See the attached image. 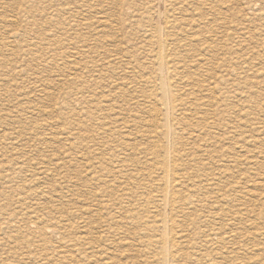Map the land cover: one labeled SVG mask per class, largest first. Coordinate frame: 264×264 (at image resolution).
Listing matches in <instances>:
<instances>
[{"label":"rangeland","instance_id":"obj_1","mask_svg":"<svg viewBox=\"0 0 264 264\" xmlns=\"http://www.w3.org/2000/svg\"><path fill=\"white\" fill-rule=\"evenodd\" d=\"M64 1L71 4L80 3V0H64ZM142 1L143 0L134 1L137 4L136 6L139 7L136 8L135 5L133 7H135L134 8L135 10L138 9L139 11L138 10L136 11H138L139 13H141L145 8V5L143 3L144 1L143 2ZM215 1L216 2L212 1L213 2L212 5L210 3L211 6L214 5L216 6L215 12L217 11L219 15H222L224 13V16L223 15L221 17L219 16L218 19L219 30L217 35L218 34L219 35L217 36L215 43L217 44V46H215V48H212L213 51L214 50L215 51L211 52L213 54L214 53L216 54L217 60L216 59L212 60L210 57V56H214L215 54L214 55L211 54L209 52V49H201V47L197 43L194 46H191L193 47V49L190 47L191 52L188 50L189 48H187L186 52L190 58L192 57V59H199V57L201 56L207 59V55L208 58L210 57L209 63L210 65L212 64V66L207 65L206 67H204L202 73L205 74V70L207 69H208L207 71L210 73L214 72L212 74H214L216 79L213 84L218 88V93H217L218 95L216 96L219 97L220 99L219 100L220 108L224 109V111L228 109L230 110V108H232L235 114L234 120H236L237 123L239 122L238 125L236 122H234L233 119L230 120L231 122L233 121L234 123V132H235V134L234 133H230V134L232 135V137L234 136L235 138L233 141L232 140L230 141V139L229 140L225 139V141L222 142L223 144L222 147L226 149L227 146L229 147L230 145L232 146L233 143L235 144L234 167L233 164L230 163L231 161L227 160V158L230 155L228 151L225 152L224 150L222 153L220 154L218 153L216 155L217 157L214 155L215 156L214 158L220 160L218 163L216 162L214 164V167L217 168L220 165H222V167L228 166L230 171H233L232 173L234 174L233 175L234 178L229 177V179L228 178L226 179L227 177L226 176L225 179L219 180L220 182L217 181L219 185L213 184L214 186L212 185L209 186L208 188L206 187L205 189L207 190L202 188L199 191H197L196 189L192 188L191 183H188V185L184 187V191L182 189L183 193L185 194V199L180 201L178 205L179 207L178 216L180 217L178 218L177 221L178 222L177 229L179 232L183 231L184 232L183 234H185L186 238L189 240L186 243V247L183 249V252L185 253L183 262L184 264H190V261L194 259L202 258L201 260H203L204 258L206 259L207 257L208 260L207 264H217V263L218 264H238V263L255 264L257 262H259L260 264H264V251H263L264 250L263 248L264 247L263 246L264 245V212H263L264 211L263 209L264 180L261 178V175L264 176V149H263L264 148V144H263L264 143V137H263L264 135V121H263L264 120V92H263L264 91V75H263L264 74V55H263L264 54L263 51L264 24H262L264 23V0H250V1L249 0H242V1L215 0ZM89 3L90 4H88L86 7H82V8L75 7L74 10H73V6L71 5L66 7L67 10L66 12H64L65 14L63 15V19L65 20L68 27H71L73 31V32L71 31V28L68 30V34H66L67 39L72 38L71 33H75L76 29L78 32L79 26H80L79 33H83L85 35H87V33H89L88 35L92 34L90 28H88L89 29L88 32L87 26L93 24V22L98 17L101 16V13L103 14L111 13L115 9L121 7L122 1L104 0L103 3L97 4L96 0H89ZM203 3H207V2H203ZM58 4H59L58 0H29L28 6H32L33 9L31 11H23L16 5L15 0H0V19H1L0 20V264H75V260L73 257L72 240L75 238L76 232H78V230H76L75 228L74 214L72 212L74 207L73 183L75 177H77L78 175L80 176L81 179L84 178V169H83L84 167L82 164L74 166L71 162L68 161L69 159H71L72 156V148H70L71 147L70 144L72 143V141L69 140L71 143L67 145L68 144L67 142L64 141L63 143V141L61 142V140H59L58 138L61 137L58 134V130L60 128H69L70 123L66 122L67 124L65 123L66 125L64 127V124L62 123V120L60 118L61 114L59 112V109H56L58 104L61 103V99L59 97L60 92L58 86L60 77H59V73L55 70V68L56 66H59V64L62 65L64 63H67V61L69 64V62L72 61L71 58L73 57V52H74L73 49L72 50L68 49L65 57H61V58L58 57V53H59L58 39L61 38L60 36L64 35L62 30L59 29L60 18L59 16L57 17L58 8H59ZM219 7L221 8L220 10H222L223 12L217 10L219 9ZM86 8L89 10V12L88 10H86ZM160 10L162 11V7L160 8ZM204 10H205L204 13L206 15L205 19L206 20L210 19L211 16L209 14L211 13V11L208 8H204ZM232 15L234 16L232 17ZM82 20H84L85 22ZM86 22H87V26L85 27V25L83 24ZM245 22L247 23V25ZM226 23H228V25ZM74 24L76 25L74 26ZM76 26L78 27L76 28ZM248 27L250 30L248 29ZM225 29L227 30L225 31ZM241 29H243L244 31H242ZM232 31H234L235 33H233ZM250 31L251 33H249ZM12 33L17 35L16 39L10 38L11 37L10 34ZM138 33L140 34L137 35L139 36L137 37V41L138 40L142 41L143 34L141 30H139ZM230 34L231 36H229ZM226 40L229 42H227ZM239 43H240V47L238 46ZM258 43L261 45L259 46ZM243 44H246L245 48ZM93 46H95L94 43ZM113 47L114 45H112L111 47L106 46L104 42L99 44V46H96L95 47L96 49L94 48L95 52L94 54H92V59H93L92 62L96 64L97 63L103 64V66H106V64L107 66H109L111 63V66L114 67L118 66L116 72L119 71L122 66H127L126 63L130 61L131 57L128 56L125 48L123 47L124 50L122 49V51L120 52L116 50L115 47L113 49ZM228 49H230V51ZM240 49H242L243 52H240L242 51ZM233 50L234 52H232ZM195 51L197 52L195 53ZM201 52L204 55H202ZM218 54L219 56H217ZM93 55L96 57H94ZM137 58H138V60L136 59L137 64L134 62L135 64L134 66H137V68H135L136 70L134 71L136 72L133 75L134 76L136 75L135 79L136 80L138 79L137 81H139L140 83V81L144 80L148 75L147 70L145 72V69L148 68L147 66H150V62L149 59H147V57L145 56H142V54H140V56L138 55ZM231 59L233 60L231 61ZM213 61H215L216 63H214ZM232 63L235 64L234 73L230 75L226 73V71L229 68H231L230 66H232ZM241 63L243 64L242 66ZM119 66L121 67L119 68ZM138 66H141L142 70L140 67V71H139ZM70 67L71 65H68V73H70L69 71ZM256 67L257 68L260 67V68L257 69ZM143 71L144 73L142 74ZM119 72H121L122 74L121 73L119 74ZM119 72L117 73V78L121 79L125 74L121 70ZM137 72L139 75L137 74ZM141 75L142 77H140ZM247 76H249V78H247ZM128 78L130 77L129 76L127 77L125 75L123 79H128ZM120 81L121 80H119V82ZM147 84L148 83L146 84L144 83L141 88L144 94H147V90L149 89ZM202 95L203 93H201L199 96L202 97ZM48 96H50L51 100L46 99ZM145 101H146L145 104L152 102L151 99L150 100L145 99ZM249 105H251L250 106L251 108L248 107ZM26 107L29 108L24 109ZM68 107L65 108L66 112L70 110V107L69 108ZM235 110H237V112ZM142 111L144 112L145 108L143 109L141 105V107L140 106L138 107L139 114H143ZM246 114H248V116ZM252 114L253 116H251ZM244 115H245V122H244V118H242L244 117ZM103 118H106V115ZM224 119L229 120L227 116H225ZM241 119H242V123L240 122ZM254 119H256L257 121ZM58 121H61V123H59ZM260 125H262L263 127ZM254 128L255 130H253ZM143 130H148V128L145 129L143 128ZM51 135H54V137ZM240 135L242 136L240 137ZM50 136L52 138H50ZM143 136L147 138L149 135L143 134ZM62 138L63 137H61L60 139ZM145 138H140L142 140L141 144L142 143L144 144L146 142L144 141ZM43 139H45L44 140L46 141L45 143ZM56 139L57 141H55ZM237 140H238L237 143L238 144L240 143V145H236ZM245 145L248 149L245 147ZM243 149L244 150L246 149L244 151L245 153L243 152ZM193 151L195 152V150ZM61 153H65L68 155L71 153L66 160H63L66 164L63 165L62 168H60L58 166V163H56L58 162L57 159L59 160L60 158H62V156L59 155ZM251 154L257 157L255 158ZM258 156L262 158H259ZM141 157L142 159L140 160V162H142L144 165L145 160L143 158V155H141ZM238 157L240 159H237ZM249 158L252 159L253 161L252 160L250 161ZM262 159L263 161H260ZM256 161L258 163H256ZM226 162L229 165H225ZM210 164H211L210 165L211 168L213 166L212 161ZM200 171L201 170H199V172ZM60 178L61 179L64 178V179L61 180ZM241 180L244 182H242ZM86 182L91 187H94L90 182L88 181ZM240 184L241 185L244 184V185L241 186ZM237 186H239L238 189L236 188ZM244 186H246L248 189ZM256 186L257 187L260 186V187L257 188ZM240 187H242L243 189H241ZM251 187H253V190H251L252 189ZM256 189L257 190L259 189L258 191L261 193H259ZM94 190L96 191L97 189ZM125 193L127 195H125L124 197L127 196L126 198L129 199L131 198L133 200L137 199L136 201H138L139 203L137 208L138 214L137 216H135L136 219H134V223H133L132 218L135 217H131V215L127 214L125 215L126 219L123 218L122 221L121 220L118 221V223L120 222L119 224L117 223V221H115L111 223L112 225L110 224L111 226L108 224L106 225V222H104L105 224L103 225L102 224L103 222H101L100 220L99 225H93L95 227L94 229L95 232L100 231L99 232L101 234L100 236H102L101 243H103L101 244V246L103 247V249H105L103 253H101V255L99 256L100 258L98 257V260L99 261L101 260L100 264H120V263L124 264L125 262L133 259L135 260L138 259L140 264H150V263L156 264L155 262L157 260L156 255L158 254L157 245L152 240L154 239L152 235L156 236V234L154 233L148 235V233L144 228L147 223L151 225L150 223H152L153 221V219L151 218L154 216L155 213L154 211V206L156 204L154 201L155 198L152 199L150 197L146 198L145 197L146 195H144V193H143L144 196L141 195L138 197V194L140 195V193H137L136 191H134L133 194L128 192ZM136 193H137V198H136ZM132 195L135 198H132ZM238 196L240 198L242 196L243 197L239 199ZM245 196H249L250 197V198L248 197L249 199L256 202L254 203ZM208 197L210 200L208 199ZM197 199H198V203L196 204ZM234 199L236 200L238 199V200L236 201ZM101 200H102V204L107 203V197H102ZM136 201L134 203H136ZM221 203L223 205H221ZM141 205L143 207H141ZM256 205H258V207H256ZM143 208H145L146 210ZM232 208L233 210H231ZM103 210L104 209H102V213L105 215L102 214V216H104L102 219L108 217L106 216L107 215L106 209L104 210L105 212ZM221 210L224 212H221ZM142 211L144 212L142 213ZM201 211L203 213H201ZM233 212H234L235 220H230L229 216L233 214ZM189 213H190V217H189ZM210 213L212 215H210ZM208 219L210 222L208 221ZM248 219L250 220L248 221ZM59 220L62 222H60ZM123 223L124 225H122ZM112 226L116 228H113ZM198 226H200L199 229ZM101 229L104 230L102 231ZM224 230L226 231L224 232ZM213 232L217 233L216 236H214L213 238L208 237V235L210 233L213 234ZM143 235L144 237L145 236L146 237L143 238L142 237ZM231 235L232 238H230ZM100 236L97 234H92V239L100 240L101 238ZM257 237L260 238L256 239ZM148 238L152 240V243L148 244L147 247L148 242L146 243V241ZM133 240L134 241L136 240L138 243H140L139 246L142 244L139 247L141 253L140 252L136 253L132 251L133 248L130 247V244L133 243L134 245V243H136V241L133 242ZM193 242L194 243L196 242L195 243L196 245ZM239 245L242 247H240ZM215 246L217 247L215 248ZM149 250L153 253H151ZM142 255H144L145 257ZM240 258L241 261L239 260ZM261 259H263L262 260L263 262L261 261Z\"/></svg>","mask_w":264,"mask_h":264},{"label":"bare ground","instance_id":"obj_2","mask_svg":"<svg viewBox=\"0 0 264 264\" xmlns=\"http://www.w3.org/2000/svg\"><path fill=\"white\" fill-rule=\"evenodd\" d=\"M28 1L29 0H15V3L23 11H31L33 7L28 6ZM121 1H122L121 7H119L118 9H115L111 13H104V14L101 13V16L99 15L100 17H98L97 19L95 18L96 20L94 22L92 21L93 24H90L89 26H87V22L83 24L85 25V27L87 26V29L90 28L92 34L88 35L89 33H87V35H85L83 33H79L80 26L79 27L76 26V28L78 27V32L76 29L75 33H71L72 38L67 39L66 34H68V30L71 27H68L65 20L63 19V15L65 14L64 12H66L67 10L66 7L71 5L73 6V10H74L75 7L77 8L86 7L90 3H89V0H80L79 4H74V3L71 4V3L65 2L64 0H58L59 8H58L57 17L59 16L60 18L59 29L62 30L64 34L63 35L64 37L60 36L61 38L58 39V52H59L58 57L59 58L65 57L68 49H71V50L73 49L74 51L73 57L71 58L72 59L71 62L73 63L69 62L68 64V61H67V63H64L62 65L59 64V66H56L55 68V70L59 73V77H60L58 86H59V92H60L59 97L61 99V103L58 104L56 109H59V112L61 114L60 118L62 120V123L64 124V127L67 123H70L69 128H60L58 130V134L61 137H63L62 139H60L61 137H58V138L59 140H61V142L63 141V143L64 141L67 142L68 143L67 145L71 143L69 140L72 141V143L70 144L71 145L70 148H72V156H71V159H69L68 161L71 162L74 166L82 164L84 167L83 168L84 178L81 179L80 176L78 175L77 177H75L74 183H73L74 184V194H73L74 195V203H73L74 207H73L72 212L74 214L75 228L76 230H78V232H76L75 238L72 240L73 241V257L75 260V264H100L101 260L99 261L98 257L101 255V253H103L105 249H103V247L101 246V244L103 243H101L102 236H100L101 235L99 233L100 231L95 232L94 231L95 227L93 225H99L100 220L101 222H103L102 223L103 225L105 224L104 222H106V225L107 224L110 225L111 223L115 221H117L118 223V221L120 220L122 221L123 218L126 219L125 215L127 214L131 215V217L137 216L138 214L137 208L139 204L138 201H136L137 199L133 200L131 198L130 199L126 198L127 196L124 197L125 195H127L125 192L133 194V192L136 191L137 193H140V195L138 194V197L143 195L144 193V195H146L145 196L146 198L147 197H150L151 199L155 198L154 200L156 203L154 206L155 213H154V216L151 218L153 219V221L152 223H150L151 225L147 223L148 225L146 224L144 228L146 232L148 233V235L149 234L151 235L154 233L156 234V236L152 235V237L154 238L152 240L156 243L157 252H158V254L156 255L157 256L156 258L157 260L155 261L156 264H184L183 259H184L185 253L183 252V249L186 247V243L189 240L186 238L185 234H183L184 233L183 231L179 232L177 229V225H178L177 221H178V218L180 217L178 216V209H179L178 205L180 201L185 199V194L183 193L184 187H186L188 183H191L192 188L199 191L200 189L202 188L205 189L206 187L208 188L209 186H212L213 184L219 185L218 184V182H220L219 180L225 179L226 176H227L226 179L227 178L229 179V177L234 178L233 176L234 174L232 173L233 171H230L228 166L222 167V165H220L217 168L214 167V164L220 161L214 157L218 153L219 154L222 153L224 150L225 152L228 151L230 154L228 157L229 159L227 157L226 158L227 160L231 161L230 163L233 164V167H234V164H235L234 163L235 162L234 161V152H235L234 145L235 144L232 142L233 143V144L231 143L232 146L231 145L229 147L227 146V149H226L222 147L223 145L222 142L225 141V139H228V140L230 139V141L231 140L233 141L235 138L234 136L232 137V135L230 134V133L235 134L234 123L233 121L232 122L230 121L232 119L234 120L235 114L232 108H230V110L228 109L225 111L224 109L220 108V105H219L220 99L219 97L216 96L218 95L217 94L218 88L217 86L213 84L216 79L214 74H212L214 72L210 73L207 71L208 70L207 69L205 70V74L202 73V70L204 69V67H206L207 65H210L209 58L211 57L212 60L216 59V54L214 53L215 54L214 55L211 52H214L215 50L213 51L212 48H215V46H217V44L215 43H216L217 36L219 35V34L217 35L218 30H219L218 19H219V16L220 17L222 15L224 16V13L222 15H219L217 11L215 12L216 6L215 5L211 6L213 2H216L215 0H143L144 2L143 1L142 2L144 3L145 8L142 12L140 11L141 13L138 12L139 11L138 9H136L138 10L136 11L134 9L135 7H133L134 5L135 6L137 5L136 2H134L137 0H121ZM138 1H141V0H138ZM202 1L207 2L209 4L203 3ZM96 2L97 4H101L104 2V0H96ZM137 7L139 6H136V8ZM161 7H162V11L160 10ZM220 7L217 10H220L221 9ZM204 8H208L211 11V13L209 14L211 16V18L209 17L210 19H207V20L205 19L206 15L204 11L206 9L204 10ZM86 10L88 9L86 8ZM261 15H262V12H261ZM233 16L234 15H232V17ZM80 24H77V25H80ZM226 24L228 25V23ZM75 25L76 24H74V26ZM139 30H141L143 34L142 41L140 40L137 41V37H139L137 35L140 34L138 33ZM226 30L227 29H225V31ZM241 30L244 31L243 29ZM71 31H72V28H71ZM239 31H240V28H239ZM88 32H89V29H88ZM232 32L235 33L234 31ZM14 33L10 34L11 37L10 36L9 37L12 39H16L17 35ZM249 33H251V31ZM208 34L210 38L208 37ZM229 36H231V34ZM100 42L101 43L104 42L106 46H110V47L114 45L116 50L120 52L122 51L123 47L125 48L126 53L128 54V56L131 57V59L130 61L126 63L127 66H122V67L119 66V68L121 67L120 70L127 77L129 76L130 78L123 79L125 76L124 75L123 78H121L122 77L121 76L120 77L121 79H118L117 73L120 70L116 72V70L118 69L117 68L118 66L117 67L111 66V63L109 66H107V64L106 66H103V64H99V63L96 64L92 62L93 61L92 54H94L95 52L94 48L96 46H99V44H101ZM93 43L95 46H93ZM196 43L201 47V49H209V52L213 54L214 56H210L208 58V55L206 54L207 59L203 58V56L199 57V59H192V57L190 58L186 50L187 48H189L188 50L191 52L190 47L194 46ZM243 45L245 48L246 44H243ZM260 45L261 44H259V46ZM238 46L240 47V43ZM191 48L193 49V47ZM228 50L230 51V49ZM197 51H195V53ZM232 52H234V50ZM240 52H243V50ZM140 54H142V56H145L147 57V59H149L150 66H147L148 68L145 69V72L147 70V73H148L147 77L144 80L140 81L139 83V81H137L138 79L137 80L135 79L136 75L134 76L133 74L136 72L134 71L136 70L135 68H137V66H134L135 65L134 62L137 64V60H138L137 56L138 55L140 56ZM217 56H219V54ZM232 60L233 59H231V61ZM213 62L216 63L215 61ZM242 63H241V66L243 65ZM68 65H71L70 70H69L70 73H68ZM234 65L235 64L232 63V66H230L231 68H229L228 70L226 69L227 70L226 73L230 75L233 74ZM210 66H212V64ZM140 67L141 66H138L139 71H140ZM141 70H142V67H141ZM120 73L121 72H119V74ZM143 73L144 71L142 72V74ZM140 77H142V75ZM247 78H249V76H247ZM119 80L121 81L119 82ZM144 83L145 84L148 83L147 85L149 89L147 90V94H144L141 89ZM256 92H259V91H256ZM201 93H203L202 97L199 96ZM46 99L49 100L50 96H48ZM145 99H149V100L151 99L152 102L145 104L146 102ZM141 105L143 109L145 108V111L144 112L142 111L143 114H139L138 112V107L139 106L141 107ZM68 106L70 107V110L68 109L69 111L66 112L65 108ZM250 106L251 105H249L248 107ZM28 108L29 107H26L24 109H28ZM235 111L237 112V110ZM105 115H106V118H103ZM246 115L248 116V114ZM225 116H227L229 120H225L224 119ZM251 116H253V114ZM242 118H244V122H245V115ZM58 122L61 123V121H58ZM234 122H236V120H234ZM240 122L242 123V119L240 120ZM143 128L144 129L148 128V130H143ZM253 130H255V128ZM143 134L144 135L148 134L149 136L145 138ZM51 136L54 137V135H51ZM51 136L50 138H52ZM241 136L242 135H240V137ZM240 137H237V138H240ZM140 138H145L144 141L146 142L144 144L143 143L141 144L142 140ZM57 139L55 141H57ZM44 140L45 139H43V141ZM45 142L46 141H44V143ZM237 142L238 140L236 141V143ZM236 145H240V143L239 144L237 143ZM193 150H195V152ZM245 150L243 149V152ZM59 155H61L62 158H60L59 160L57 159L58 162L56 163H58V166L62 168L63 165L66 164L63 160H66L69 157V155L65 153H61ZM141 155H143V158L145 160L144 162L146 164V165L144 164L145 166L143 165L142 162H140V160L142 159ZM253 157L256 158L257 156H253ZM258 157L262 158L260 156ZM237 159H240V158L238 157ZM251 160L252 159H250V161ZM211 161H212L213 166L210 168ZM260 161H263V159ZM56 163H55V166H56ZM256 163L258 162L256 161ZM225 165H229V164H227L226 162ZM236 165H239V164H236ZM199 170L201 171L199 172ZM261 178L264 180V176L261 175ZM86 181L90 182L94 187H91L90 185H88ZM239 186H237L236 188L238 189ZM253 187H251L252 188L251 190H253ZM240 188L243 189L242 187ZM94 189H97V190L95 191ZM262 192H263V189H262ZM137 193H136V198H137ZM102 197H107L106 204L105 203L102 204V200H101ZM245 197L248 198L249 196H245ZM132 198H135V197L132 195ZM241 198L239 197V199ZM135 201L136 203H134ZM253 202L255 203L256 201H253ZM197 203H198V199L196 201V204ZM142 205L141 207H143ZM221 205L223 204L221 203ZM256 207H258V205H256ZM102 209L104 210L106 209V212H107L106 216L108 217L104 218L105 220L102 219L104 217L102 216L103 214ZM231 210H233V208ZM144 211H142V213ZM221 212H224V211L221 210ZM201 213L203 212L201 211ZM210 215L212 214L210 213ZM189 217H190V213H189ZM229 217H230V220H235L234 212ZM116 219H119V220H116ZM134 219H136V217L132 218L133 223H134ZM249 220L250 219H248V221ZM122 225H124V223ZM199 227L200 226H198V229ZM113 228H116V227H113ZM101 230L103 231L104 229H101ZM226 230H224V232ZM92 234L99 235L101 237L100 240L92 239ZM216 234L217 233L215 232H213V234L210 233L208 237L213 238L214 236H216ZM229 234H232V233H229ZM142 237L145 238L146 236L144 237L143 235ZM251 237H254V236H251ZM230 238H232V235ZM259 238L257 237L256 239H259ZM150 240L151 239L148 238L146 241V243L148 242L147 247H148V244L152 243V240L151 241ZM135 241L133 240V242ZM139 244L140 243H138L137 241L136 243H134V245L133 243L130 244V247L133 248L132 251L139 253L140 252L139 247L142 245L141 244L139 246ZM216 247L217 246H215V248ZM201 259L202 258L194 259L190 261V264H207L208 263L207 257L206 259L205 258L203 260ZM239 260L241 261V258ZM262 260L263 259H261V261ZM124 264H140V262L138 261V259L136 260L133 259V260L125 262Z\"/></svg>","mask_w":264,"mask_h":264}]
</instances>
